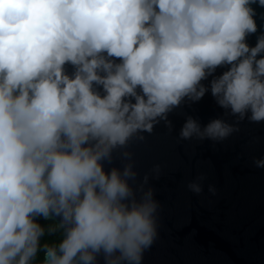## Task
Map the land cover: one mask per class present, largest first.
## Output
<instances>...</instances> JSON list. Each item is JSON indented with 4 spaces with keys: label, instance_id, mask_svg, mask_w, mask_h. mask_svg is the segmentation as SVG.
Listing matches in <instances>:
<instances>
[{
    "label": "clouds",
    "instance_id": "obj_1",
    "mask_svg": "<svg viewBox=\"0 0 264 264\" xmlns=\"http://www.w3.org/2000/svg\"><path fill=\"white\" fill-rule=\"evenodd\" d=\"M255 2L0 0V264H29L44 233L34 218L50 215L64 239L44 264H93L101 250L106 264H141L156 235L153 192L137 201L132 166L106 174L100 162L184 97L201 99L218 66L231 68L211 82L217 103L264 121V35L245 42ZM232 131L190 117L180 135Z\"/></svg>",
    "mask_w": 264,
    "mask_h": 264
},
{
    "label": "water",
    "instance_id": "obj_2",
    "mask_svg": "<svg viewBox=\"0 0 264 264\" xmlns=\"http://www.w3.org/2000/svg\"><path fill=\"white\" fill-rule=\"evenodd\" d=\"M249 6L256 25V32L245 38L251 48L264 35V6L259 0ZM230 68L218 66L200 82L207 89L201 99L184 97L166 118H157L151 132L134 133L111 151L110 160L100 162L106 174L132 166L136 176L128 184L137 201L148 189L153 192L156 235L141 264H264V166L256 163L264 160V121L250 120V111L241 119L217 103L211 82ZM64 72L72 77L75 67L66 63ZM93 88L105 95L102 85ZM190 117L201 130L219 119L233 131L223 139L182 138ZM193 183L200 192L190 189ZM47 219L59 227L61 217ZM94 255L93 264H106L103 250Z\"/></svg>",
    "mask_w": 264,
    "mask_h": 264
},
{
    "label": "trees",
    "instance_id": "obj_3",
    "mask_svg": "<svg viewBox=\"0 0 264 264\" xmlns=\"http://www.w3.org/2000/svg\"><path fill=\"white\" fill-rule=\"evenodd\" d=\"M34 222L38 223L44 233L39 238V245L36 255L31 259L29 264H44V255L47 247H58L64 239L63 229L58 227L53 219H47L42 216H36ZM55 229V230H52ZM19 257H17V260Z\"/></svg>",
    "mask_w": 264,
    "mask_h": 264
}]
</instances>
